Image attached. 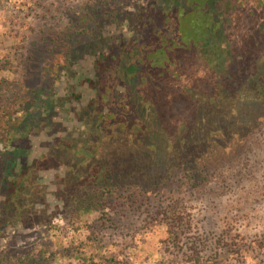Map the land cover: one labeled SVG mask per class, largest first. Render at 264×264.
Here are the masks:
<instances>
[{
  "label": "trees",
  "instance_id": "16d2710c",
  "mask_svg": "<svg viewBox=\"0 0 264 264\" xmlns=\"http://www.w3.org/2000/svg\"><path fill=\"white\" fill-rule=\"evenodd\" d=\"M131 1L117 0L95 22L104 33L88 43L93 74L79 78L92 91L88 101L77 90L40 101L43 88L34 87L15 98V116H0V236L34 223V201L47 198L42 171L58 156H68L58 160L60 191L90 211L106 195L156 197L181 172L201 184L210 166L232 159L264 125V0ZM98 8L82 10L76 23V8H64V31L44 51L52 65L44 66L43 48L30 65L48 74L52 66L73 69L78 27ZM66 103L76 128L93 133L85 144L54 138L35 156L32 135L57 123Z\"/></svg>",
  "mask_w": 264,
  "mask_h": 264
},
{
  "label": "rangeland",
  "instance_id": "374dc122",
  "mask_svg": "<svg viewBox=\"0 0 264 264\" xmlns=\"http://www.w3.org/2000/svg\"><path fill=\"white\" fill-rule=\"evenodd\" d=\"M116 1L0 0L1 118L15 116V98L30 97L34 87L44 89L40 101L70 90L81 91L82 102L88 101L92 91L79 83L83 73L93 74L88 43L104 33L94 29L95 22ZM68 6L76 8L75 23L82 10H101L88 26L78 27L81 38L72 50L73 69L52 66L54 72L48 74L40 63L30 65L29 57L40 48L44 54L50 36L64 31L63 18L67 17L62 12ZM60 17L63 21L58 22ZM112 28L110 23L105 27ZM44 58V66H51V56L44 54ZM5 105L10 109L3 113ZM68 106L57 114V123H48L44 131L32 135L35 156L45 153L57 137L87 143L93 131H79L80 123L68 115L72 110ZM67 157L57 158L66 162ZM58 160L42 171L47 198L34 201V223L10 227L0 236V264H264V125L242 143L232 159L210 166L201 184L181 172L156 197L146 200L132 194L129 199L118 194L111 201V195H106L98 209L93 206L90 211H79L74 205L76 196L60 191L64 175Z\"/></svg>",
  "mask_w": 264,
  "mask_h": 264
}]
</instances>
